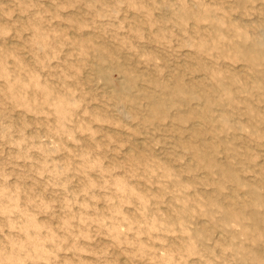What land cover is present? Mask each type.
<instances>
[{"label":"clouds","instance_id":"9594fccd","mask_svg":"<svg viewBox=\"0 0 264 264\" xmlns=\"http://www.w3.org/2000/svg\"><path fill=\"white\" fill-rule=\"evenodd\" d=\"M0 264H264V0H0Z\"/></svg>","mask_w":264,"mask_h":264}]
</instances>
